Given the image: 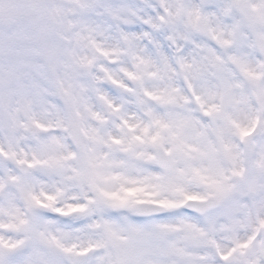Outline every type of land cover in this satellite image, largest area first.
Wrapping results in <instances>:
<instances>
[{"label": "snow or ice", "instance_id": "1", "mask_svg": "<svg viewBox=\"0 0 264 264\" xmlns=\"http://www.w3.org/2000/svg\"><path fill=\"white\" fill-rule=\"evenodd\" d=\"M0 264H264V0H0Z\"/></svg>", "mask_w": 264, "mask_h": 264}]
</instances>
